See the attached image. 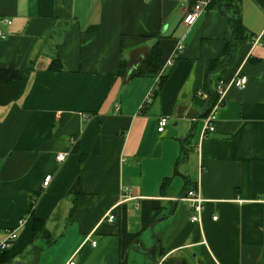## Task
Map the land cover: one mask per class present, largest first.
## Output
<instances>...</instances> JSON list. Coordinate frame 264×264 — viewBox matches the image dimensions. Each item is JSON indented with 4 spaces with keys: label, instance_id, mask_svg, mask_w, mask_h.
I'll list each match as a JSON object with an SVG mask.
<instances>
[{
    "label": "crops",
    "instance_id": "0c3cea01",
    "mask_svg": "<svg viewBox=\"0 0 264 264\" xmlns=\"http://www.w3.org/2000/svg\"><path fill=\"white\" fill-rule=\"evenodd\" d=\"M194 1L0 0V70L19 71L0 82V242L18 234L7 264H151L154 244L157 264H264V0L240 1L246 36L211 74L233 12L210 0L188 27ZM159 40L161 69L139 75ZM238 76L246 86L203 137L211 94ZM125 188L139 198L119 203ZM189 188L205 199L200 222Z\"/></svg>",
    "mask_w": 264,
    "mask_h": 264
},
{
    "label": "built area",
    "instance_id": "2783aa9c",
    "mask_svg": "<svg viewBox=\"0 0 264 264\" xmlns=\"http://www.w3.org/2000/svg\"><path fill=\"white\" fill-rule=\"evenodd\" d=\"M210 4V0H195L192 4L191 8L185 14L183 18V22L191 27L194 25L198 19L206 12ZM5 34L2 30H0V38H4ZM262 36H258L254 39L256 43L260 42ZM184 43L178 42L173 55L167 60L164 64L162 70L164 71L167 67H171L175 64L176 59L181 55L184 50ZM247 83V78L245 76H238L231 82L220 80L215 88L216 100L215 102L207 109V113L204 116V125L202 130V136L205 137L209 132H213L215 130V122H216V110L218 107L224 104L227 96V92L231 86H237L238 88H244ZM197 94L202 95V92H197ZM167 125V117L163 116L159 119L158 130L163 132ZM67 153H59L57 155V160L62 162L65 160ZM52 176L48 175L45 178L43 183L44 187H47L51 181ZM139 197L134 196V192L132 189L125 188L121 194V202H125L132 199H138ZM191 204L192 210L194 213L191 216V220L193 222H200L201 215L204 210V202L205 199L201 196L200 192L196 188H189L185 196L181 198ZM108 219L112 221L115 218V215L112 213V209L107 214ZM218 216H214V219H217ZM18 234L15 230L8 231L7 237L0 242V254L7 251L12 243L16 240ZM96 244V241H93V245ZM164 260V259H163ZM163 260L158 263L162 264ZM66 264H78L75 258H71L68 260Z\"/></svg>",
    "mask_w": 264,
    "mask_h": 264
},
{
    "label": "trees",
    "instance_id": "16d2710c",
    "mask_svg": "<svg viewBox=\"0 0 264 264\" xmlns=\"http://www.w3.org/2000/svg\"><path fill=\"white\" fill-rule=\"evenodd\" d=\"M241 0H219V4L221 5V8L224 10H227L228 14L231 15V11L233 12V15L231 17V25H232V40L227 43V46L225 47V50L223 51L224 59H217L213 60L210 63L209 67V74L216 71L219 67L223 66L225 62L228 60L231 54L232 46H233V40L238 37H245L246 36V28L242 24V21L239 16V4ZM211 6V5H210ZM236 10V11H235ZM162 66V56H161V41L159 40L157 44L152 48L148 58L142 65V67L137 72L139 75H151L157 73ZM51 70H62V64L59 60L53 61L52 65L50 67ZM19 77V71L14 68L6 69V70H0V82L4 83H10L13 80L17 79ZM163 77V76H162ZM164 78V77H163ZM216 100L215 90L213 94H211L210 99L208 100L207 104L214 103ZM207 113V110H205L204 115ZM170 178H166L163 185L169 183ZM36 196L31 201L30 205V212H32L33 205L35 203ZM34 223V231L35 236L37 237H44L48 240H52V236L50 232L46 228L45 221L39 218L34 217L33 218ZM6 252H3L0 254V264H7L9 262V259L7 258ZM174 261H171L170 264H173Z\"/></svg>",
    "mask_w": 264,
    "mask_h": 264
},
{
    "label": "water",
    "instance_id": "95a60500",
    "mask_svg": "<svg viewBox=\"0 0 264 264\" xmlns=\"http://www.w3.org/2000/svg\"><path fill=\"white\" fill-rule=\"evenodd\" d=\"M225 13L227 14V10H225ZM156 222L153 223L152 228L155 226ZM155 246L156 244H154L153 246H151L150 248H148L146 251L143 252L150 259L151 264H157V259L153 256V251L155 249ZM174 264H183V263L178 261L175 262Z\"/></svg>",
    "mask_w": 264,
    "mask_h": 264
},
{
    "label": "rangeland",
    "instance_id": "374dc122",
    "mask_svg": "<svg viewBox=\"0 0 264 264\" xmlns=\"http://www.w3.org/2000/svg\"><path fill=\"white\" fill-rule=\"evenodd\" d=\"M236 11V10H235Z\"/></svg>",
    "mask_w": 264,
    "mask_h": 264
}]
</instances>
